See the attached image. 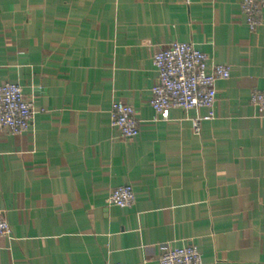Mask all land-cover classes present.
Here are the masks:
<instances>
[{
  "label": "crops",
  "instance_id": "1",
  "mask_svg": "<svg viewBox=\"0 0 264 264\" xmlns=\"http://www.w3.org/2000/svg\"><path fill=\"white\" fill-rule=\"evenodd\" d=\"M243 0H0V85L33 101L30 130L0 135V264H159L194 245L204 264H264L263 25ZM193 45L231 69L211 110L150 105L153 54ZM114 101L140 136L110 124ZM213 114L196 135L195 119ZM130 186L129 209L108 204Z\"/></svg>",
  "mask_w": 264,
  "mask_h": 264
},
{
  "label": "built area",
  "instance_id": "2",
  "mask_svg": "<svg viewBox=\"0 0 264 264\" xmlns=\"http://www.w3.org/2000/svg\"><path fill=\"white\" fill-rule=\"evenodd\" d=\"M241 13L245 26L256 32L263 25L264 0H243ZM157 83L152 90L150 105L156 117L168 120L172 109L185 111L206 109L211 112L217 101L218 81H228L231 69L225 65H214L208 55L193 45L173 43L165 51L153 54ZM250 103L260 114H264V92L254 91ZM111 127L122 139L133 141L140 136L139 121L133 107L114 101L110 107ZM213 119V114L195 119L193 128L201 134V124ZM34 121L33 101L25 98L19 85H0V135L21 136L27 133ZM136 203V195L130 186L116 188L108 204L129 209ZM11 228L0 211V249L3 238L11 237ZM121 264V263H117ZM159 264H204L200 249L194 245L169 250L160 257Z\"/></svg>",
  "mask_w": 264,
  "mask_h": 264
}]
</instances>
